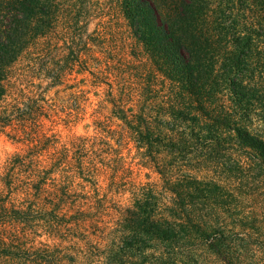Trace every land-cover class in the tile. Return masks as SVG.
Instances as JSON below:
<instances>
[{
    "label": "trees",
    "instance_id": "1",
    "mask_svg": "<svg viewBox=\"0 0 264 264\" xmlns=\"http://www.w3.org/2000/svg\"><path fill=\"white\" fill-rule=\"evenodd\" d=\"M66 1L0 0V101L17 81L39 88L34 79L47 80L48 89L76 64L90 67L89 37L59 44L54 35L67 7L65 31L87 27L90 0ZM110 3L132 38L133 60L120 61L117 95L110 85L105 100L121 120L120 141L134 142L158 181L132 185L131 204L111 221L103 264H264V0ZM44 92L26 94L20 115L44 114ZM60 101L66 115L77 114L79 96ZM95 124L106 141L91 142L89 168L83 143L75 149L88 181L98 145L112 147L114 133ZM98 161L112 171L120 163ZM100 201L88 215L77 211L91 226Z\"/></svg>",
    "mask_w": 264,
    "mask_h": 264
},
{
    "label": "rangeland",
    "instance_id": "2",
    "mask_svg": "<svg viewBox=\"0 0 264 264\" xmlns=\"http://www.w3.org/2000/svg\"><path fill=\"white\" fill-rule=\"evenodd\" d=\"M112 7L110 0H90L84 8L87 27L77 32L64 29L67 7L54 30L59 44L64 37L92 40L90 67L76 64L62 84L48 89L47 80L34 79L39 88L17 81L0 101V264H103L111 221L131 204L132 185L158 181L152 168L139 163L134 142L125 135L120 141L121 120L112 115V104L105 100L110 85L117 95V68L124 67L120 61L133 60L132 38ZM97 70L96 82L90 72ZM42 89L45 101L40 102L46 112L20 115L26 94L34 99ZM71 94L79 96L76 115L60 110V99ZM98 121L114 131L112 147L98 145L103 150L88 181L75 166V149L83 143V152L88 153L82 164L89 168L91 142L102 136L106 141V132L96 127ZM111 158H119L116 171L98 161ZM98 199L100 220L91 226L92 218L77 211L90 214Z\"/></svg>",
    "mask_w": 264,
    "mask_h": 264
}]
</instances>
